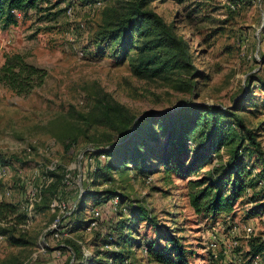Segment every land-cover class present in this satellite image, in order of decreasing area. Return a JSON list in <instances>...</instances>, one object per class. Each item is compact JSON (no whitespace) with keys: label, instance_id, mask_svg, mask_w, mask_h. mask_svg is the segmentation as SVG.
Segmentation results:
<instances>
[{"label":"rangeland","instance_id":"obj_1","mask_svg":"<svg viewBox=\"0 0 264 264\" xmlns=\"http://www.w3.org/2000/svg\"><path fill=\"white\" fill-rule=\"evenodd\" d=\"M196 1L203 4L201 11L213 21L189 24L184 6L176 0L151 2L167 22L176 23L179 34L190 44L198 70L193 92L183 90L179 82L182 76L174 72L169 79L135 74L131 63L138 55L137 47L131 51L133 57L124 61H117L109 53H96L93 40L105 8L115 5L123 11L127 0H100L99 5L96 0H51L57 5L53 11L61 10L54 18L44 19L41 13L29 11L26 16L19 15L17 25L0 30V69L9 58H22L48 72L41 87L23 94L0 79V170L7 169L0 176V201L11 202L26 215L12 223L18 221L17 235L22 232L32 241L28 246H14L3 235L0 264H76L84 255L99 253L103 248L100 232L106 231L102 226L98 231L71 233L74 216L61 214L54 227V216L58 218L59 214L54 203L73 205L86 184L104 197L120 191L125 203L146 205L163 225L157 230L147 221L138 222L139 232L134 235L138 239L123 248L131 264H161L144 254L136 243L154 241L159 246L166 243L168 232L177 234L188 247L190 264L225 263L231 257L224 250L236 239L238 246L230 256L237 254L246 259L251 241H264V208L261 216L249 214L253 204L246 199L237 202L230 215L198 214L190 205L188 181L213 176V167L225 158V152L215 161L206 160L193 174L178 172L175 160L179 153L168 147L171 139L158 122L152 125L158 140H139L144 144L143 154H151L148 162L153 171L120 169L102 176L96 174L99 159H90L86 154L96 147L92 143H105L114 134L109 127L98 124L85 128L76 118L77 112L94 113L101 98L138 118L152 111H173L185 99L194 104L236 108L249 127L258 128L264 148V0ZM235 1L240 2L236 10L231 8ZM70 128L75 129L78 138L73 148L66 149L61 139ZM135 152L133 146L132 155ZM194 160V153L188 152L183 170ZM252 160L255 162V158ZM32 191L37 194L34 200ZM253 191L259 192L257 188ZM96 200L90 199L83 217L89 215L92 206H98ZM110 213L104 210V220L114 216ZM235 226L238 232L233 234ZM248 226L254 230L250 238L244 232ZM77 243L82 247L74 254Z\"/></svg>","mask_w":264,"mask_h":264},{"label":"trees","instance_id":"obj_2","mask_svg":"<svg viewBox=\"0 0 264 264\" xmlns=\"http://www.w3.org/2000/svg\"><path fill=\"white\" fill-rule=\"evenodd\" d=\"M153 1L127 0L123 11L119 6H107L103 13V22L94 35L95 51L99 56L109 53L117 61H124L133 57L131 51L137 47L138 55L131 63L135 74L147 77L163 75L169 79L170 73L174 72L182 76L179 82L182 83L183 90L193 92L198 70L194 64L190 44L179 34L175 22H167L151 7ZM176 1L184 6V15L189 24H194L198 20L202 23L213 21L210 15L201 11L202 3L196 0ZM97 2L100 0H96L95 3ZM56 6L51 0H0V30L17 25L19 15L26 16L29 11L41 13L44 19L54 18L61 12L53 11ZM239 6V1L231 4L234 10ZM262 32L264 33V23ZM262 58L264 60V55ZM0 71L2 73L0 79L20 94L41 87L48 76L46 69L29 64L22 58H9ZM261 87L264 89V83ZM98 103L100 107H97L94 113L76 114L78 122L85 128L98 124L107 126L114 132L112 140L102 144L92 143L98 148H89L86 151L90 159H99L96 174L105 176L120 169L141 168L143 172L153 171L152 164L148 162L151 154H143L144 144L139 140L142 137L151 141L158 140V134L152 125L159 122L164 133L171 139L168 147L179 153L175 160L179 166L178 172L183 171L185 175L193 174L206 164V160L215 161L224 157L222 152L226 154L225 158L213 167V176L188 181L190 205L196 213L212 216L230 215L234 213L237 202L246 199L248 204H253V207L249 208V214L255 216L263 214L261 207L264 208V148L258 128L249 127L236 108L217 104H194L185 99L184 104L173 111H152L138 118L121 106H112L103 98L99 99ZM81 126L76 124V127ZM75 129L70 128L69 132L62 134L61 140L66 149L73 148L77 141ZM133 146L136 148L134 155ZM148 146L151 147L152 144L148 143ZM164 148H167V145H164ZM161 151L163 152L162 149ZM188 152L194 153L195 160L183 170L184 157ZM130 155L134 157L131 164ZM168 162L169 159L165 164ZM107 179L109 182L112 181L111 177ZM256 188L259 192L253 191ZM83 189L84 192L79 190L76 208L70 214L74 216L70 232L98 231L101 229L100 226L106 231L100 232L103 241L101 251L92 257H85L83 254L84 261L76 264H131L132 261L124 253L123 248L127 243L131 245L138 239L134 236L139 232L138 222L147 221L157 230L163 225L146 205L135 207L130 205V201L125 203V196L118 190L109 192L107 197H104L97 195L98 192L91 189L89 184ZM255 196L258 198H254ZM92 197L94 200L97 199L98 206H92L89 215L83 217L82 213L89 208ZM115 197H119L120 200L118 210H113L112 200ZM105 203L108 206L101 208ZM96 208L100 211L97 219L92 213ZM104 210L111 212L115 218L113 216L109 221L104 220ZM15 218L23 220L26 215L20 213L17 206L11 202L0 201L1 234L8 236L14 246L31 245L32 241L25 238L24 233L20 232L17 235L20 230H17L18 221L12 223ZM55 218L57 219L56 214ZM95 220L96 225L90 227ZM165 240L166 243L159 246L154 241L146 243L140 241L136 244L144 254L161 264H190L188 247L177 234L168 232ZM78 245L73 246L74 254L82 247V244ZM250 246L245 264H251L250 256L262 255L264 258V241L254 239ZM72 258L74 257L72 256L71 260Z\"/></svg>","mask_w":264,"mask_h":264},{"label":"built area","instance_id":"obj_3","mask_svg":"<svg viewBox=\"0 0 264 264\" xmlns=\"http://www.w3.org/2000/svg\"><path fill=\"white\" fill-rule=\"evenodd\" d=\"M100 2L97 3V5H99ZM102 158H104V155L102 156ZM7 173V169L6 167L2 168L0 170V176H3ZM81 191L84 192V189L81 188ZM36 192L35 191H32L31 192V199L34 200L36 199ZM119 197H115L113 200H112V205H113V210H118V206H119ZM76 204L77 202H75L73 205H67L65 202H56L54 203V207L58 208L59 209V214H58V218L56 219L55 223H54V227L56 228L58 223H59V219H60V216L61 214H64V215H67V214H71L74 209L76 208ZM92 213H93V217L95 219H97L99 216H100V211L96 208V209H93L92 210ZM97 223V221H93L91 223V226L90 227H93L95 226ZM253 228L251 226H248L244 229V232H245V236L246 238H250L252 233H253ZM238 232V228L235 226L233 229H232V233L235 234ZM58 235V234H56ZM0 238H3V235L0 234ZM238 240H233L231 243L228 244V246L226 247V249L224 250V253L226 256L228 257H231V258H227L225 261L224 264H245L246 260L243 258V256L241 255H233V256H230V253H231V250L235 247L238 246ZM251 259V264H264L262 258L259 256V255H256V256H250L249 257Z\"/></svg>","mask_w":264,"mask_h":264}]
</instances>
